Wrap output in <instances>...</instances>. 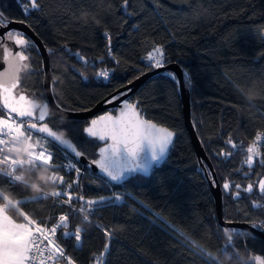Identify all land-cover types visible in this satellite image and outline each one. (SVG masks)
I'll return each instance as SVG.
<instances>
[{
  "label": "trees",
  "instance_id": "obj_1",
  "mask_svg": "<svg viewBox=\"0 0 264 264\" xmlns=\"http://www.w3.org/2000/svg\"><path fill=\"white\" fill-rule=\"evenodd\" d=\"M38 4L26 12L23 0H0V14L23 20L41 39L49 55L51 92L64 110L92 108L156 68L149 66L147 57L155 46L162 47L163 65L177 63L182 69L191 122L220 186L223 220L246 222L264 232V193L258 187L264 179V0H128L126 6L124 0H38ZM33 60L38 74L29 81L22 76L20 83L35 89L36 99L42 101L46 99L42 64L39 56ZM105 70L107 77L97 75ZM126 99L145 119L176 134L167 158L149 176L136 175L116 185L78 162L79 172L66 171V152L48 141L55 154L52 168L35 174L29 166L19 169L41 190L10 183L0 175V193L21 201L19 210L42 224L46 217L53 223L67 216V227H59L54 240L75 264H260L255 257L264 260V240L218 222L208 182L212 174L197 158L186 131L175 74L166 70L151 76ZM5 112L0 105V113ZM104 112L115 113L116 108ZM89 120L60 119L50 113L46 123L90 160L98 156L101 143L85 134ZM253 143L259 155L249 167L247 148ZM53 175L63 177L62 184H71L70 203L85 204L90 219L42 195L61 190L50 179ZM225 181L241 185L238 198L235 187L223 188ZM249 183L251 193L243 191ZM96 198L103 201L93 205L86 201ZM9 215L23 220L16 209ZM76 228L81 229L79 241L63 235ZM106 230H111V237ZM185 237L206 249L211 259ZM226 245L231 246L222 251Z\"/></svg>",
  "mask_w": 264,
  "mask_h": 264
},
{
  "label": "snow or ice",
  "instance_id": "obj_2",
  "mask_svg": "<svg viewBox=\"0 0 264 264\" xmlns=\"http://www.w3.org/2000/svg\"><path fill=\"white\" fill-rule=\"evenodd\" d=\"M24 8L27 12L29 9L39 8L38 0H23ZM128 0H124L126 6ZM15 30H9L5 34L6 38L13 39L16 45L26 47L28 41H26L20 34L13 36ZM107 38V37H106ZM109 43H111L110 38ZM153 52L149 53L147 59L151 62L149 66L160 68L164 63V52L162 47L155 46ZM77 55H79L77 53ZM12 60L8 64V69L0 73V101H2V108L7 110L9 114L15 113L18 118H33L34 110L37 107L33 101L28 100L24 95L16 96L13 94V90L17 88L21 68L27 67L21 64V61L28 59L24 55L23 51H17L14 55L7 48H5L4 59ZM83 59V57H80ZM98 76L107 77V71H101ZM172 75V74H170ZM174 78V77H173ZM187 83L191 85V80H187ZM239 87L237 85H233ZM123 108L120 110L119 115L113 117L112 115L101 116L99 120H93L91 126L85 129V132L90 136L105 141V147L100 148V157L93 161V164L98 165L101 172L110 181H121L125 179L126 175L135 173L147 174L155 164L163 158L167 146L171 141L173 135L166 128H158L150 121L141 118L135 105L123 101ZM40 121L45 119L43 111L38 117ZM27 124V127H25ZM33 130L36 133L46 134V137L52 138L54 141L59 142L62 145L67 146L75 152L76 156L82 155L79 151H76L75 147L69 140L64 139L62 136L57 135L52 131L48 125L42 124L38 127L37 123L30 122L25 119H8L0 118V165H8V169L0 168V175L9 178V182L15 184V182H22L25 186L32 187L37 191L41 190V185L37 183L29 184L23 174H16L17 168H24L25 165L29 166L28 171L35 174L41 168H52V154L48 152L46 148L40 145V141L31 143L33 139ZM259 140L260 137L258 136ZM111 141V143H107ZM228 143H232L231 140ZM39 145V150L36 148ZM236 147L235 144L232 145ZM16 153V156H9L5 153ZM247 159L245 163L251 167L254 157L259 155L255 143L247 148ZM264 163V160H261ZM79 172V169H76ZM39 179H45L39 177ZM50 179L55 180V176ZM63 183V177L60 178ZM71 187V184L68 185ZM235 187L237 189L236 196H240L241 185H230L228 181H225L223 188L225 190ZM259 191L264 193V179L259 180ZM245 192L251 193L253 191V185L249 183ZM47 195V194H43ZM52 196L59 197L62 195L61 191H54ZM43 198V196L41 197ZM80 199H83L82 197ZM119 200V197H115ZM0 200L3 203L0 204V264H45V258L43 253L47 251L48 260H56L60 257H64L62 248L55 242L53 237L58 227H67V216H61L59 218L60 224L48 227L43 225L42 222H38L29 217L23 211H20L17 207L21 201H13L9 196L0 193ZM101 201H88L89 205L101 203ZM66 203L71 202V194H68ZM254 207L259 205L254 204ZM10 209H16L19 215L23 218L22 221H17L12 215H9ZM84 209L82 208L81 211ZM88 219L87 216L84 217ZM226 233L228 230H225ZM81 229L76 228L74 233L64 232L65 237H74L79 241ZM105 235L111 237V230H106ZM183 236V233L181 234ZM187 242L196 249L202 256L208 255L211 259V254L207 252L202 246L198 245L191 238L185 237ZM47 241V244L42 248L41 245ZM229 241L231 236L229 235ZM226 245L222 251H226ZM108 245H105V249ZM256 261L260 264H264V260L260 257H255ZM68 264H73L71 260ZM211 264H218V261H211Z\"/></svg>",
  "mask_w": 264,
  "mask_h": 264
},
{
  "label": "water",
  "instance_id": "obj_3",
  "mask_svg": "<svg viewBox=\"0 0 264 264\" xmlns=\"http://www.w3.org/2000/svg\"><path fill=\"white\" fill-rule=\"evenodd\" d=\"M1 29V28H0ZM6 29H16L19 31H22L23 33H25L32 41L33 43L36 45L40 56L42 58V67H43V79H42V84H43V89L45 91V97H46V101L50 110V113L60 119H90L88 125L85 127L88 128L91 126V122L93 120H99V118L101 116H105V115H112L113 117L118 116L120 110L123 108V101H125V99L131 95L137 88H139L148 78H150L151 76L158 74L160 72L166 71V70H170L172 71L178 81V86H179V93L181 96V101H182V112H183V120H184V125L186 128V131L189 135L190 141L192 143V146L195 150L196 156L199 160H202L206 166L208 167V169L211 171L212 174V180L208 179L209 185L212 189V193H213V197L215 200V208H216V216L218 219L219 224L222 227H229V228H237V229H241L244 230L250 234L256 235L260 238H262L264 240V232L261 230L256 229L255 227L249 225L246 222H239V221H225L222 218V213H221V190H220V186L219 183L217 181L215 172L213 170V167L207 157V155L205 154V152L203 151L200 141L195 133L194 127L192 125L191 122V118H190V101H189V97L187 95L186 92V88H185V84L183 81V73H182V69L180 68V66L177 63H169V64H165L160 68H154L150 71H146L143 74L139 75L138 77H136L135 79H133L131 82H129L128 84L124 85L123 87L119 88L118 90L114 91L113 93L107 95L106 97H104L102 100H100L97 104H95L92 108H89L87 110H82V111H68V110H64L62 108H60L57 103L54 101L52 92H51V71H50V65H49V55L48 52L45 48V46L43 45L41 39L31 30V28L29 26H27V24H25L22 21H9L5 27H3V31ZM5 48H7L11 53H13V55L19 51L18 48L19 46L10 48L9 46H2L0 47V73L5 72L8 69V64L9 62L12 60V57H9V60L6 61L4 59L5 56ZM21 64H23V61L20 62ZM19 76V73H18ZM19 83V81H18ZM13 94L16 96L19 95H24L28 100L33 101L35 103V105L37 106L34 110V117L33 118H20V119H31L33 120L35 118V111L36 109L39 107V103L36 100L30 99L29 97H27L24 93H19L16 94L15 93V89L13 90ZM130 104H133L131 102H128ZM0 105L2 107V101H0ZM134 105V104H133ZM111 107H115L116 108V112L115 113H110V112H104L101 113L102 111H104L107 108H111ZM137 109V108H136ZM5 110V109H4ZM7 113L8 111L5 110ZM138 111V109H137ZM139 112V111H138ZM13 115L16 116L15 113H11ZM140 114V112H139ZM141 118L144 120L145 119L141 114H140ZM150 121V120H147ZM152 124H155L158 128H166L162 125L156 124L152 121H150ZM46 123V122H45ZM45 123H40L37 124L38 127L42 124ZM48 125V127L50 128L49 124L46 123ZM27 127V124H26ZM51 129V128H50ZM168 129V128H166ZM52 130V129H51ZM170 132L173 133L172 137H171V141L169 143V145L167 146V150L163 156V158L159 161V163L155 164V166H158L160 164H162L165 159L168 156V153L170 151V148L175 140L176 134L174 131L168 129ZM53 131V130H52ZM85 131V130H84ZM55 132V131H54ZM33 133L38 134L43 136L44 138L46 137V134H41V133H36L35 130H33ZM57 135L62 136L61 134L55 132ZM85 134L87 135V137H90L86 132ZM64 139L69 140L71 142V144L75 147L76 151H79L77 149V147L74 145V143L62 136ZM91 138V137H90ZM94 138V137H93ZM50 142L55 143L57 146H59L61 149H63L65 152H67L69 155H71L76 162H78L79 164L83 165L85 164L87 166V168L89 170H91L93 173L101 176L102 178L108 180L110 183L112 184H122L124 183L126 180H128L129 178L136 176V175H143V176H149L151 173V170L154 168L152 167L150 169V171L147 174H142V173H135V174H131V175H126L125 179L121 180V181H110L99 169L98 165L93 164L94 160L99 159L100 157V148L105 147L106 142L105 141H100L101 145L99 146V148L97 149V154L98 156L94 159H87L85 157V155L79 151L80 153H82V155L80 156H76L75 152L72 151V149L68 148L65 145L60 144L57 141H54L52 138L47 137L45 138ZM107 143H111V141H107Z\"/></svg>",
  "mask_w": 264,
  "mask_h": 264
},
{
  "label": "built area",
  "instance_id": "obj_4",
  "mask_svg": "<svg viewBox=\"0 0 264 264\" xmlns=\"http://www.w3.org/2000/svg\"><path fill=\"white\" fill-rule=\"evenodd\" d=\"M153 55H156L154 52L152 53ZM150 63L152 64L153 62H151L150 61ZM105 71H107L108 73H109V71L108 70H105ZM101 72V71H100ZM38 103H39V107L36 109V111H35V118L33 119V120H31V119H25V120H28V121H30V122H34V123H37V124H40V123H45L46 122V120L49 118V116H50V111H49V108H48V104H47V101H46V99L45 100H42V101H38ZM43 111V114H44V116H45V119L43 120V121H40L39 119H38V117L40 116V114H41V112ZM9 116H11V119H16L17 120V122H19V119L20 118H18L17 116H15V115H13V114H9V113H7V112H5L4 114H2V113H0V118H5V119H8L9 118ZM25 127H26V124H25ZM37 140H39L40 141V145H42L44 148H46L47 150H48V152H50L51 154H52V164L54 165V161H55V154H54V152L47 146V140L43 137V136H41V135H37V134H33V139H32V141H30L31 143H35ZM46 140V141H45ZM36 150L38 151L39 150V145L37 146V148H36ZM5 154H7V155H9V156H16L17 154L16 153H5ZM65 162H64V167H65V169H66V171H68V170H71V169H78V166H77V162L75 161V159L71 156V155H69L67 152H66V154H65ZM25 166H27V165H25ZM8 165H0V168H3V169H5V170H7L8 169ZM19 169L20 168H17L16 169V174H21L20 173V171H19ZM3 176V175H2ZM3 177H5L8 181H9V178L8 177H6V176H3ZM105 182H107V183H110L108 180H106L105 179ZM15 183H22V182H15ZM54 192V191H53ZM42 193V195L43 194H47V195H43V196H45V197H48L51 201H52V203H54L55 205H58V206H63V205H66V206H69L70 208H72L74 211H76L77 213H79L83 218L85 217V216H87L88 217V219H90V216H89V213H88V207L85 205V204H82V205H77V206H75V205H72L71 203H66L65 201L67 200L64 196H59V197H55V196H52L51 195V193L52 192H48V191H42L41 192ZM84 209L83 211H81V209ZM61 217V216H60ZM60 217H57L56 218V220L53 222V223H49L48 222V219H49V217H46V219H45V222L43 223V225H46V226H48L49 228L50 227H53V226H56V225H59L60 224V220H59V218ZM87 219V220H88ZM59 228V227H58ZM58 228H57V230H58ZM55 236V235H54ZM54 236L53 237H51L52 239H54ZM47 244V241H45L44 242V244H42L41 245V247L43 248L44 247V245H46ZM48 252L47 251H45L44 253H43V256H44V258H45V264H68V261L69 260H71L69 257H67V256H65L64 255V257H60V258H58V259H56V260H48L47 259V256H48ZM72 261V260H71ZM73 262V261H72ZM37 264H38V262H37ZM73 264H75L74 262H73Z\"/></svg>",
  "mask_w": 264,
  "mask_h": 264
},
{
  "label": "flooded vegetation",
  "instance_id": "obj_5",
  "mask_svg": "<svg viewBox=\"0 0 264 264\" xmlns=\"http://www.w3.org/2000/svg\"><path fill=\"white\" fill-rule=\"evenodd\" d=\"M9 21H23V20L16 19V18H10V17H7L6 15L0 14V28H1L0 29V47L9 46L10 48H13V47L19 46V45L15 44L14 38L13 39L6 38L5 34L8 33L9 30H15L13 33L14 37L16 34H20L26 41H28V45L26 47L22 48L21 46H19V48H18L19 51H21V50L23 51L24 55H26L28 57V59L23 61V65H26L27 67L21 68V70L19 72V83H18L17 88L15 89V93L19 94L22 92L27 97H29L30 99L36 100L38 102V100L35 97L37 91L35 89H30V88L22 85L20 82H21L22 76H24V80L29 81L33 74H38V68H34L35 62L33 59H34V56L35 57L39 56V58L41 60V64H42V58L40 56V53H39L36 45L33 43V41L25 33H23L22 31L16 30V29H6L3 31V27H5ZM42 73H43V67H42ZM42 76H43V74H42ZM42 79H43V77H42ZM43 93L45 94L44 89H43ZM47 142H48V140H47Z\"/></svg>",
  "mask_w": 264,
  "mask_h": 264
},
{
  "label": "rangeland",
  "instance_id": "obj_6",
  "mask_svg": "<svg viewBox=\"0 0 264 264\" xmlns=\"http://www.w3.org/2000/svg\"><path fill=\"white\" fill-rule=\"evenodd\" d=\"M155 53V52H154ZM125 101L129 102V100L125 99ZM38 135V134H37ZM46 141V140H45ZM54 176V175H53ZM52 176V177H53ZM52 180V179H51ZM53 182L55 181L56 183L60 184L61 185V191L63 195H65L66 197H68V194L70 193V188L68 187L69 184H62L61 181H60V178L56 177L55 176V180H52ZM71 194V193H70ZM72 195V194H71ZM114 201H120V200H117L114 198H112ZM87 202L88 201H101V198H96V199H87L86 200Z\"/></svg>",
  "mask_w": 264,
  "mask_h": 264
},
{
  "label": "crops",
  "instance_id": "obj_7",
  "mask_svg": "<svg viewBox=\"0 0 264 264\" xmlns=\"http://www.w3.org/2000/svg\"><path fill=\"white\" fill-rule=\"evenodd\" d=\"M19 222V221H18Z\"/></svg>",
  "mask_w": 264,
  "mask_h": 264
}]
</instances>
